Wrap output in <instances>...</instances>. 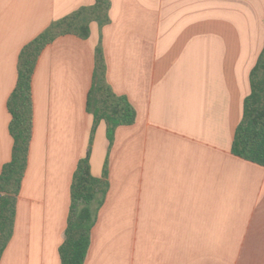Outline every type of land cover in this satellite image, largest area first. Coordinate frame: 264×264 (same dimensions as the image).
I'll return each mask as SVG.
<instances>
[{
	"label": "crops",
	"instance_id": "obj_1",
	"mask_svg": "<svg viewBox=\"0 0 264 264\" xmlns=\"http://www.w3.org/2000/svg\"><path fill=\"white\" fill-rule=\"evenodd\" d=\"M95 0H0V174L14 140L8 100L22 49ZM110 23L56 39L33 78L34 130L13 237L0 264H61L71 184L89 146L87 98L102 43L107 80L137 110L109 151V191L85 264H264V167L232 154L264 0H111Z\"/></svg>",
	"mask_w": 264,
	"mask_h": 264
},
{
	"label": "trees",
	"instance_id": "obj_2",
	"mask_svg": "<svg viewBox=\"0 0 264 264\" xmlns=\"http://www.w3.org/2000/svg\"><path fill=\"white\" fill-rule=\"evenodd\" d=\"M111 0H95L72 14L54 21L21 51L18 78L8 100L9 126L14 140L12 158L0 174V261L14 232L17 200L29 163L34 130L33 78L43 52L58 38L74 35L88 40L91 24L100 28L110 23ZM251 92L244 101L243 118L237 127L232 154L264 167V49L250 73ZM87 112L93 117L89 146L77 166L71 184V204L64 242L59 248L61 264H85L92 245L93 230L109 191V159L103 174L95 177L91 155L99 125L106 124L109 151L119 127L132 126L137 110L126 96L117 95L107 80V64L100 43L95 53L93 85L87 98Z\"/></svg>",
	"mask_w": 264,
	"mask_h": 264
}]
</instances>
